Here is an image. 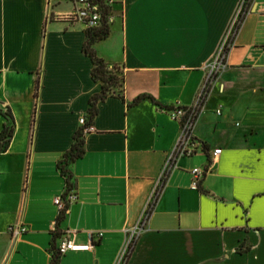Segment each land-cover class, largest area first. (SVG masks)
I'll return each mask as SVG.
<instances>
[{
  "label": "crops",
  "instance_id": "crops-1",
  "mask_svg": "<svg viewBox=\"0 0 264 264\" xmlns=\"http://www.w3.org/2000/svg\"><path fill=\"white\" fill-rule=\"evenodd\" d=\"M239 3L120 0L94 49L123 72V97L98 104L85 154L68 167L78 201L57 227V166L101 85L86 31L63 20L74 0H0V136L14 125L0 153V264H50L56 229V248L68 232L94 243L60 264H119L179 135L168 110L194 104ZM226 64L194 126L197 154L178 161L123 264H264V0L248 3ZM142 96L152 99L133 105ZM196 168L205 175L193 189ZM17 225L27 231L14 239Z\"/></svg>",
  "mask_w": 264,
  "mask_h": 264
},
{
  "label": "built area",
  "instance_id": "built-area-1",
  "mask_svg": "<svg viewBox=\"0 0 264 264\" xmlns=\"http://www.w3.org/2000/svg\"><path fill=\"white\" fill-rule=\"evenodd\" d=\"M251 0H240L237 11L231 20L229 27L216 50L213 58L205 66L206 81L198 94L194 104L190 107L176 106L168 110L170 118L179 124V135L176 143L169 153L162 170L158 182L152 192L148 206L142 212L137 224L128 232L124 249L121 254L119 264L126 262L131 254L133 247L144 231L146 221L154 201L156 200L160 189L164 186L170 174L178 168V161L185 157H192L197 154L200 144L194 137V126L202 108L205 98L207 97L211 83L218 77L219 74L227 69L226 58L229 50L234 45L244 19L248 13V3ZM120 4V0H74V9L71 13L63 16V20L70 24H78L85 31L99 28L103 21L108 25H113L116 20L115 8ZM220 114V112H218ZM86 118L80 120V126L84 128V135L94 131L93 126H87ZM219 156V151L212 153L211 161L214 162ZM205 175V171L196 168L192 171L193 181L192 188L198 189L200 182ZM78 201V196L74 190L65 193L64 196L54 200L55 206L59 210V214L67 212L68 207ZM26 228L21 225L11 227L9 234L12 238L18 239L26 233ZM103 234L97 233V238L101 239ZM92 238V236H90ZM94 247L92 239L86 245H79L75 242V233L68 232L62 236L61 242L57 248L58 254L64 256L68 252L90 251Z\"/></svg>",
  "mask_w": 264,
  "mask_h": 264
},
{
  "label": "trees",
  "instance_id": "trees-1",
  "mask_svg": "<svg viewBox=\"0 0 264 264\" xmlns=\"http://www.w3.org/2000/svg\"><path fill=\"white\" fill-rule=\"evenodd\" d=\"M112 25H108L105 21H103L102 25L99 28L94 30L86 31V42L83 47V52L86 56L91 59L93 64L92 69V79L95 83L101 85L100 93L94 95L89 101V111L87 120V126H92L94 118L98 112V104L106 101L109 97L118 96L123 97L124 84H125V76L123 72L117 66L111 67L107 63H105L102 59H100L94 49V45L100 41L105 40L111 30ZM145 99H152L148 96H142L136 99L133 102V105L139 104L141 101ZM5 117L11 119L9 112H6ZM14 133V125L11 124L9 126H5L2 135L0 136V153L6 151L11 142L12 136ZM84 128L80 127L78 132L75 134V143L72 148L64 155L63 160L58 164L57 169L65 181L66 193L73 190L72 183V174L68 170L70 164L76 162L77 160L83 158L85 154L84 150ZM67 212H62L59 214L56 225H58L64 220ZM61 237V234L56 229L52 233V258L50 264H60L62 256L58 254L56 248V240Z\"/></svg>",
  "mask_w": 264,
  "mask_h": 264
},
{
  "label": "rangeland",
  "instance_id": "rangeland-1",
  "mask_svg": "<svg viewBox=\"0 0 264 264\" xmlns=\"http://www.w3.org/2000/svg\"><path fill=\"white\" fill-rule=\"evenodd\" d=\"M209 62H210V61H209ZM209 62H208V63H209Z\"/></svg>",
  "mask_w": 264,
  "mask_h": 264
}]
</instances>
